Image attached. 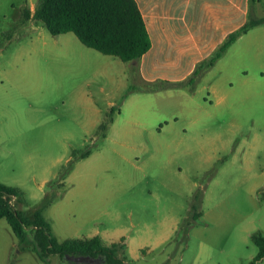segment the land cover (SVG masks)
<instances>
[{"label":"rangeland","instance_id":"rangeland-1","mask_svg":"<svg viewBox=\"0 0 264 264\" xmlns=\"http://www.w3.org/2000/svg\"><path fill=\"white\" fill-rule=\"evenodd\" d=\"M37 2L0 0V183L23 193L12 203L33 217L55 198L43 213L59 241L126 242L129 264H252L251 236L264 235V25L191 91L23 23ZM32 240L0 220V264L73 262L41 261Z\"/></svg>","mask_w":264,"mask_h":264},{"label":"trees","instance_id":"trees-1","mask_svg":"<svg viewBox=\"0 0 264 264\" xmlns=\"http://www.w3.org/2000/svg\"><path fill=\"white\" fill-rule=\"evenodd\" d=\"M29 19L43 22L53 35L72 32L85 46L104 55L118 57L124 62L139 60L152 47L136 0H38L34 11L30 8L24 9L22 21L26 22ZM260 25H264V16L250 19L231 33L209 58L200 62L189 78L174 85L179 87L189 85L191 91H194L202 74L212 68L240 36ZM111 122L112 120L102 123L100 129L107 130ZM102 136L106 137V134L103 133ZM91 153V151L83 153L81 159ZM72 167L71 163L67 173ZM22 194L18 188L0 183V220L5 219L8 222L21 243L29 242L31 233L33 252L41 261L47 263L52 256H59L62 259L89 257L100 258L106 264H129L127 255L123 254L126 249L123 243L105 245L99 236L59 241L43 213L55 198L45 200L33 217H28L12 203L13 197L19 198ZM262 197L264 199V193ZM251 238L259 248L252 262L254 264L264 258V235L256 232Z\"/></svg>","mask_w":264,"mask_h":264},{"label":"crops","instance_id":"crops-1","mask_svg":"<svg viewBox=\"0 0 264 264\" xmlns=\"http://www.w3.org/2000/svg\"><path fill=\"white\" fill-rule=\"evenodd\" d=\"M136 2L144 18L152 47L139 60L130 63L138 66L139 72L147 81L166 79L177 83L186 80L198 64L209 58L231 33L250 19L264 16V0H136ZM35 6L27 8L34 11ZM262 26L254 27L240 36L228 49ZM160 72L182 74L160 76L158 75ZM124 243L127 247L126 242Z\"/></svg>","mask_w":264,"mask_h":264},{"label":"flooded vegetation","instance_id":"flooded-vegetation-1","mask_svg":"<svg viewBox=\"0 0 264 264\" xmlns=\"http://www.w3.org/2000/svg\"><path fill=\"white\" fill-rule=\"evenodd\" d=\"M79 257H73V262H76V263H81V264H92L94 263L95 261H90V258L89 257H80L81 260L78 259Z\"/></svg>","mask_w":264,"mask_h":264},{"label":"water","instance_id":"water-1","mask_svg":"<svg viewBox=\"0 0 264 264\" xmlns=\"http://www.w3.org/2000/svg\"><path fill=\"white\" fill-rule=\"evenodd\" d=\"M78 259H79V260H81V258H80V257H79ZM90 261H92V262H93V261H94V259L90 258Z\"/></svg>","mask_w":264,"mask_h":264}]
</instances>
